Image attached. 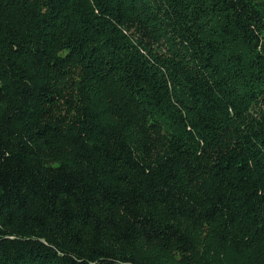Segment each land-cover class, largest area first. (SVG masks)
Here are the masks:
<instances>
[{
    "label": "trees",
    "instance_id": "1",
    "mask_svg": "<svg viewBox=\"0 0 264 264\" xmlns=\"http://www.w3.org/2000/svg\"><path fill=\"white\" fill-rule=\"evenodd\" d=\"M263 38L264 0H0V264H264Z\"/></svg>",
    "mask_w": 264,
    "mask_h": 264
},
{
    "label": "rangeland",
    "instance_id": "2",
    "mask_svg": "<svg viewBox=\"0 0 264 264\" xmlns=\"http://www.w3.org/2000/svg\"><path fill=\"white\" fill-rule=\"evenodd\" d=\"M263 45H264V38H263ZM196 244L199 245V240H196ZM145 258L151 264H181L182 259H179L173 253H146ZM183 264V263H182Z\"/></svg>",
    "mask_w": 264,
    "mask_h": 264
}]
</instances>
